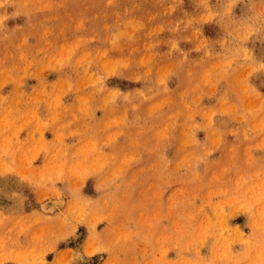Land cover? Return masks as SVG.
Returning <instances> with one entry per match:
<instances>
[{"label":"rangeland","instance_id":"1","mask_svg":"<svg viewBox=\"0 0 264 264\" xmlns=\"http://www.w3.org/2000/svg\"><path fill=\"white\" fill-rule=\"evenodd\" d=\"M0 264H264V0H0Z\"/></svg>","mask_w":264,"mask_h":264},{"label":"bare ground","instance_id":"2","mask_svg":"<svg viewBox=\"0 0 264 264\" xmlns=\"http://www.w3.org/2000/svg\"><path fill=\"white\" fill-rule=\"evenodd\" d=\"M84 252H85V253H90V250L86 247L85 250H84ZM61 257H62V255L60 254V255H58V256L56 257L55 260H57V262H58V261L61 259ZM82 258H83V254H82V252H80V251H76V252H74L73 259L78 260V259H82ZM57 262H56V263H57Z\"/></svg>","mask_w":264,"mask_h":264},{"label":"crops","instance_id":"3","mask_svg":"<svg viewBox=\"0 0 264 264\" xmlns=\"http://www.w3.org/2000/svg\"><path fill=\"white\" fill-rule=\"evenodd\" d=\"M11 191H12V190H11ZM11 191H10V190H7L8 193H10Z\"/></svg>","mask_w":264,"mask_h":264}]
</instances>
